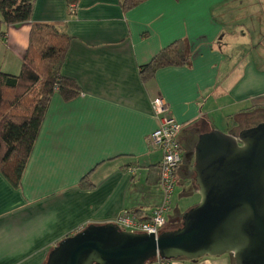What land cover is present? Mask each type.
<instances>
[{
  "label": "crops",
  "instance_id": "1",
  "mask_svg": "<svg viewBox=\"0 0 264 264\" xmlns=\"http://www.w3.org/2000/svg\"><path fill=\"white\" fill-rule=\"evenodd\" d=\"M71 1L36 0L31 21L0 26V71L18 74L33 21L61 22L72 36L62 74L79 88L74 97L52 95L20 184L0 172V264H46L59 241L89 224L125 211L151 216L164 199L162 151L148 141L159 125L155 99L182 125L177 187L193 181L200 133H238L264 120V17L251 8L262 4L264 12V0H145L132 9L78 0L76 15ZM173 43L187 62L142 72ZM182 214L172 207L169 222Z\"/></svg>",
  "mask_w": 264,
  "mask_h": 264
},
{
  "label": "water",
  "instance_id": "2",
  "mask_svg": "<svg viewBox=\"0 0 264 264\" xmlns=\"http://www.w3.org/2000/svg\"><path fill=\"white\" fill-rule=\"evenodd\" d=\"M200 201L160 234L89 224L65 237L46 264H146L229 253L234 264H264V120L238 133L202 132L192 153Z\"/></svg>",
  "mask_w": 264,
  "mask_h": 264
},
{
  "label": "trees",
  "instance_id": "3",
  "mask_svg": "<svg viewBox=\"0 0 264 264\" xmlns=\"http://www.w3.org/2000/svg\"><path fill=\"white\" fill-rule=\"evenodd\" d=\"M35 1L0 0V26L31 21ZM119 1L125 9H132L145 0ZM71 40L61 22L33 21L20 72L0 71V172L15 186L21 182L52 95L60 92L69 98L79 92L76 83L62 74ZM187 61L179 43H173L146 64L142 72L153 73L161 66ZM157 169L159 182L160 164ZM173 221L167 229L182 224L181 217Z\"/></svg>",
  "mask_w": 264,
  "mask_h": 264
},
{
  "label": "built area",
  "instance_id": "4",
  "mask_svg": "<svg viewBox=\"0 0 264 264\" xmlns=\"http://www.w3.org/2000/svg\"><path fill=\"white\" fill-rule=\"evenodd\" d=\"M69 13L76 15L79 9L78 0H72ZM154 110L159 120L158 127L149 135V146L161 149L159 184L164 192L163 202L155 207L148 220H142L135 213L125 211L113 223L122 230L140 233L160 234L169 223L168 214L172 209L175 189L178 184L177 169L184 160V150L180 141L182 125L171 115L170 106L164 98L154 101ZM169 259L157 256L146 264H170Z\"/></svg>",
  "mask_w": 264,
  "mask_h": 264
},
{
  "label": "rangeland",
  "instance_id": "5",
  "mask_svg": "<svg viewBox=\"0 0 264 264\" xmlns=\"http://www.w3.org/2000/svg\"><path fill=\"white\" fill-rule=\"evenodd\" d=\"M262 6H263L262 4H259V7H258V4H255V6L253 4L251 6V8L254 9L255 14H253V15L256 18L261 19L264 17V12H263ZM254 16L252 18H255ZM220 130L223 132H226V131H224V128H221ZM197 189L198 188L196 187V184L193 181H191V180L189 181V179L187 181H182L180 183L179 187H177V189L174 192L173 202H172L173 211L176 208H180V209H182V211L184 213L186 210L185 208L187 206L189 207L190 205H193L195 202L198 201V199L200 201V195H199ZM173 220H174V218L168 223L167 228H170L172 226L171 224H173V222H174Z\"/></svg>",
  "mask_w": 264,
  "mask_h": 264
}]
</instances>
